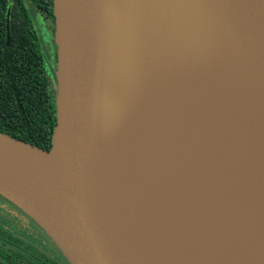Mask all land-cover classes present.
<instances>
[{
	"label": "water",
	"instance_id": "water-1",
	"mask_svg": "<svg viewBox=\"0 0 264 264\" xmlns=\"http://www.w3.org/2000/svg\"><path fill=\"white\" fill-rule=\"evenodd\" d=\"M53 16L52 144L0 132V194L69 264H155L151 235L178 264H231L195 253L199 228L264 264V0H53Z\"/></svg>",
	"mask_w": 264,
	"mask_h": 264
},
{
	"label": "trees",
	"instance_id": "trees-1",
	"mask_svg": "<svg viewBox=\"0 0 264 264\" xmlns=\"http://www.w3.org/2000/svg\"><path fill=\"white\" fill-rule=\"evenodd\" d=\"M11 18L9 24L0 2V132L49 150L56 122L55 66L48 64L47 71L46 55L28 33L33 31L30 22ZM53 50L56 59L54 43Z\"/></svg>",
	"mask_w": 264,
	"mask_h": 264
},
{
	"label": "flooded vegetation",
	"instance_id": "flooded-vegetation-1",
	"mask_svg": "<svg viewBox=\"0 0 264 264\" xmlns=\"http://www.w3.org/2000/svg\"><path fill=\"white\" fill-rule=\"evenodd\" d=\"M5 18L28 21L40 48L46 55L45 66H55L53 0H0ZM53 17V19H52ZM11 31L6 32L9 39ZM9 40L7 41V43ZM55 45V44H54ZM56 47V46H55ZM56 82V80H55ZM56 91V84H55ZM0 264H69L46 232L26 213L0 194Z\"/></svg>",
	"mask_w": 264,
	"mask_h": 264
},
{
	"label": "bare ground",
	"instance_id": "bare-ground-1",
	"mask_svg": "<svg viewBox=\"0 0 264 264\" xmlns=\"http://www.w3.org/2000/svg\"><path fill=\"white\" fill-rule=\"evenodd\" d=\"M262 154V153H261ZM261 158V156H260ZM259 158V159H260ZM252 166H255L252 165ZM251 166V167H252ZM202 229L203 232L197 233L195 229H191L190 231V237L193 239V248L195 253L202 252V248L208 249L211 252L215 253H222L225 252L227 254L228 261L232 264L235 258V254H232L229 252V250L226 248V238L223 236H220L219 239L216 241L212 240V236L209 234V231L204 228H199V230ZM150 242V256L154 259L155 264H178V258L176 255H173L169 250L170 247L168 245H165L160 239H158L156 236H148L147 239ZM201 246V249L199 248ZM210 255V254H209ZM220 254L219 256H222ZM226 258V260H227Z\"/></svg>",
	"mask_w": 264,
	"mask_h": 264
}]
</instances>
